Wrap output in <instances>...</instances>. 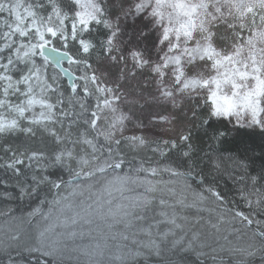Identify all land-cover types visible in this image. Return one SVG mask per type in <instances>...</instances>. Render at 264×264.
<instances>
[{
  "label": "snow or ice",
  "instance_id": "obj_1",
  "mask_svg": "<svg viewBox=\"0 0 264 264\" xmlns=\"http://www.w3.org/2000/svg\"><path fill=\"white\" fill-rule=\"evenodd\" d=\"M146 9L159 26L158 59L130 56L152 92L122 83L137 72L116 54L98 0H69L68 10L61 0H0V199L50 193L26 216L0 210L7 264H22L13 251L36 254L34 264H185L182 253L205 249L220 264L257 255L264 264V170L247 174L241 158L216 152L226 126L204 157L193 136L227 122L264 137V0L136 5ZM100 25L109 35L97 43ZM203 158L217 172L231 166L248 212L220 210L219 192L199 190Z\"/></svg>",
  "mask_w": 264,
  "mask_h": 264
},
{
  "label": "trees",
  "instance_id": "obj_2",
  "mask_svg": "<svg viewBox=\"0 0 264 264\" xmlns=\"http://www.w3.org/2000/svg\"><path fill=\"white\" fill-rule=\"evenodd\" d=\"M98 2L102 6L104 12L103 18L110 22V17L108 14L109 8L107 7V4L103 0H99ZM61 3L64 5L66 10L69 9V0H61ZM121 4L120 6L118 5L119 8H123V10L125 11H122L120 19L122 20L123 17L127 18V16L129 15H131L132 18L131 23L128 24L127 22H125L123 31L121 32L120 36L116 37V44L118 45V49L120 50L116 54L119 55L120 52H123L126 57V68L128 70L137 72V76L134 79L129 77L127 81H122V83L124 84L125 88L130 91V89H132L130 88L131 82L137 79V81L142 83V81L139 80L141 79L145 81V83L151 82V85L154 88L155 84L150 79V74L147 72V70L140 72L139 69H133L134 62L132 61L130 56V53L132 51H139L143 53L144 57L146 56V59H148L147 57H149V55L151 54H157L155 48L156 43L158 41V35L156 36L153 30V18L151 17V15L148 16V13L145 14L144 17L136 13L132 14L131 8L125 9L124 6ZM94 28L96 29V31L93 32L92 37L94 40H96L97 43H99L101 39L109 35V30L105 29L103 25L94 26ZM112 29H114L113 26ZM221 31H223V29H221ZM93 62L95 63V57L93 58ZM102 65H104L103 62L100 66ZM123 66L124 62L121 63L120 67ZM111 70L113 71L112 76H115L116 67H112ZM146 74L148 76H146ZM204 114L205 113L202 111L201 115ZM225 126L228 129V135L223 139V141L219 145L214 146L216 152L223 153L225 156L232 155L241 158L247 163V174L253 176L259 175L262 170H264V137H261L258 132H252L248 129H232V126L230 124H227V122H224L223 125L213 123L212 127L208 129L207 135H205L203 129L193 130V136L196 138L194 139V145L196 146L198 151L203 150L199 151V156L204 157V152L210 151L208 138L209 136H211L212 132L218 127L224 128ZM31 146L34 148H44V144L41 143L40 140L31 142ZM48 147L50 148L51 145H49ZM197 162L199 163L200 167L197 168L196 171L199 172L200 169H203V176L205 178V184L199 189L200 191H203L206 196H210V194L206 191L208 187H212L215 191L219 192L223 198V203L220 210H223V208L226 207L232 209L233 211L241 210L244 212H248L247 206L238 195L239 179L233 178L234 174L231 173V166H228V170L221 169L219 172H217L213 170L212 166L209 164L206 158L198 159ZM60 174L64 175L65 179L67 178L66 173H60L59 170H57V175ZM2 178L5 177L3 172L0 171V179ZM198 180L199 177L197 178V181ZM9 191L14 192L15 190L9 189ZM46 196L50 198V193H48L47 191H42L40 192L39 197L25 198L24 201H4L0 199V210H3L4 206L7 205L15 209L17 215L26 216L27 213L30 212L33 207H36L38 205L39 199H43ZM209 206H214L212 205L211 200L209 201ZM202 215L207 217L208 213L205 212L202 213ZM0 219H2V217H0ZM236 227H239V225L237 224ZM12 257L23 261L14 252H12ZM181 257L186 264H191V262L193 261L197 264H201V262H199V260L197 259L195 252H189V254L182 253ZM37 258V256H32L30 260L28 259L26 262L27 264H34ZM229 259V256H224L225 264H227V261ZM253 259L255 261H258V259L260 260L261 257L257 255L256 257H253ZM203 260L204 264H220L219 257L216 261H213L212 257L210 258V256ZM6 262L7 256H5L4 254H0V264H5ZM257 264H259V262Z\"/></svg>",
  "mask_w": 264,
  "mask_h": 264
},
{
  "label": "rangeland",
  "instance_id": "obj_3",
  "mask_svg": "<svg viewBox=\"0 0 264 264\" xmlns=\"http://www.w3.org/2000/svg\"><path fill=\"white\" fill-rule=\"evenodd\" d=\"M99 1V0H98ZM103 1H105V3L107 4V7L109 8V17H110V24H111V26H113V28H114V30H116V32H117V37L118 36H120V34H121V32L123 31V27L125 26L124 24H125V22H127L128 24L129 23H131V15H129V16H127V18H124L123 16V19L121 20L120 19V16L122 15V11H125V10H123V8H119V6H120V4L121 5H123L124 6V8L126 9V8H131V10H132V14L133 13H136V14H138V15H142L143 17L145 16V14H147L148 13V16H150V9H146V10H144V11H141V12H137L136 11V5L137 4H139V3H141L142 2V0H103ZM119 5V6H118ZM129 11V10H128ZM124 20H126V21H124ZM123 21V22H122ZM153 21V20H152ZM152 25H153V30H154V32H155V35L157 36L158 35V37H159V26H157V25H155L154 24V22L152 23ZM118 40V39H117ZM116 46L118 47V45L116 44ZM146 57V56H145ZM149 60H151V61H153V62H155L157 59H158V55L156 54V53H154L153 55L151 54V55H149V57H147ZM104 65H102L101 67H103ZM140 71V70H139ZM111 75L113 74V71L111 70ZM141 72V71H140ZM146 76H148L147 74H146ZM140 81H142V83L141 82H139V81H137V79L135 80V81H132L131 82V86H130V88H132V89H130V91H134V90H136L137 89V87L139 88V87H141L142 85H144V84H147V88L145 89V91H147V92H152V91H154V89H155V87L153 88L152 87V85H151V82L149 83H145V81H143V80H141V79H139ZM185 107L187 108V107H189V106H191V101H188V100H185ZM207 213V212H206ZM141 239H144V237L143 236H141L140 237ZM130 243V242H129ZM206 253H208L207 255H204V256H197V254H196V256H197V259L199 260V262H204V260L203 259H206V258H208L209 256H210V258L212 257V253L210 252V250H208V249H205L204 250ZM14 252V251H13ZM22 253H24V254H28V252H24V251H21ZM209 252H210V254H209ZM190 253H194V252H190ZM0 254H3V253H0ZM183 254H189V252L188 253H183ZM212 254V255H211ZM29 255V254H28ZM35 256H36V254H35ZM40 259H42V257L40 258ZM43 259H46V258H43ZM259 262V264H262V262H261V259L259 260L258 259V261H257V263ZM22 264H26V263H23L22 262ZM213 264V263H212ZM216 264V263H215Z\"/></svg>",
  "mask_w": 264,
  "mask_h": 264
},
{
  "label": "bare ground",
  "instance_id": "obj_4",
  "mask_svg": "<svg viewBox=\"0 0 264 264\" xmlns=\"http://www.w3.org/2000/svg\"><path fill=\"white\" fill-rule=\"evenodd\" d=\"M112 73V72H111ZM187 211H189V212H191V213H194L195 212V210L194 209H192V210H187ZM14 253L18 256V257H20L23 261H21V260H19V259H17V258H13L14 260H16L17 262H23V263H26L27 264V260L29 259L30 260V258L32 257V256H35V254H24V253H22V252H20L19 254H17V252H15L14 251ZM19 260V261H18ZM251 260H252V264H257V261H255L253 258H251ZM5 264H7V262L5 263ZM186 264V263H185ZM191 264H197L196 262H191ZM201 264H204V262H202Z\"/></svg>",
  "mask_w": 264,
  "mask_h": 264
}]
</instances>
